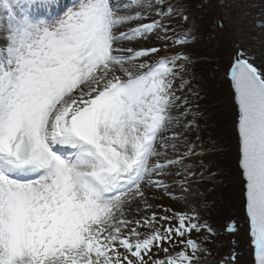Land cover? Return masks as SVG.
<instances>
[{"label": "snow or ice", "instance_id": "snow-or-ice-1", "mask_svg": "<svg viewBox=\"0 0 264 264\" xmlns=\"http://www.w3.org/2000/svg\"><path fill=\"white\" fill-rule=\"evenodd\" d=\"M176 11L165 0H77L63 11L59 0H0V264H202L211 255L207 207L176 211L149 196L188 203L170 189L186 193L195 148L168 159L179 138L164 133L202 119L183 94L200 99L203 90L185 52L197 20L179 12L172 56L117 47L167 42L176 31L163 20ZM224 75L250 246L264 264V68L237 48ZM219 264L238 259L233 252Z\"/></svg>", "mask_w": 264, "mask_h": 264}, {"label": "rangeland", "instance_id": "rangeland-1", "mask_svg": "<svg viewBox=\"0 0 264 264\" xmlns=\"http://www.w3.org/2000/svg\"><path fill=\"white\" fill-rule=\"evenodd\" d=\"M76 2L68 1L66 6H62V11ZM169 2L176 6L177 11L163 20L164 24H172L175 28L181 23L179 12L186 8L189 9L187 14L196 18L200 29L198 34L193 33L196 38L185 52L193 58L195 73L203 75V90L200 99L189 95L186 90L183 94L193 102L194 113L197 107L202 110L199 126L191 121V128L187 122L185 127L190 133V142L197 150L196 154L202 157L194 162L197 170L204 173L196 181L209 179L206 183L197 182L196 189L185 184L186 193L182 194L190 193L193 202L175 210L195 207L196 201L208 208L203 216L213 226L216 235L211 238L214 243L206 245L211 249V255L202 257V264H219L233 252L238 264H254L242 181L237 167V109L229 79L224 73L237 48L246 51L255 66L264 68V25L257 26L258 22L264 23V0H165V3ZM175 31L176 36L169 32L167 42L161 38L153 46L161 49L160 56H172L181 47L173 43L180 35L179 28H175ZM153 61L149 58L140 62ZM213 69L215 72H212ZM176 83H179V78ZM192 84L194 87L200 86L196 79L192 80ZM180 94L178 91L177 95ZM187 119L191 120L190 117ZM192 237L196 238L197 234L193 232Z\"/></svg>", "mask_w": 264, "mask_h": 264}, {"label": "bare ground", "instance_id": "bare-ground-1", "mask_svg": "<svg viewBox=\"0 0 264 264\" xmlns=\"http://www.w3.org/2000/svg\"><path fill=\"white\" fill-rule=\"evenodd\" d=\"M68 1H72V0H59L60 5H62L65 2ZM160 17H156V19H159ZM149 22L147 19L143 20V21H137V23H147ZM134 24H129L126 25L125 28L120 29L121 31L126 30V28L128 27H134ZM158 40L160 39H156L155 37H153L150 41L148 42H134V41H123L120 45H117V47H122V48H140V47H153L155 44H157ZM157 60L159 59L158 56H152L150 57V60ZM149 60V59H148ZM137 63H140V61H137ZM184 132V133H183ZM164 135L168 138H170L169 142H173L172 138H179V147L176 153H173L171 151H168L166 153L167 158L168 159H176L177 155L180 154L182 155L188 147H194L193 144L190 142V133L188 132V129L185 127V123L184 126L181 127L180 125H171L169 126L168 130L164 133ZM185 140H187L188 144L185 145ZM195 148V147H194ZM160 151L162 152V154L165 152L164 149H160ZM179 152V153H178ZM178 153V154H177ZM197 150L195 149L194 154H191L190 156H188L185 159V164L187 165V167L191 170L192 173H195V175H189L188 176V184L193 188L196 189L198 187L197 182H209V179H204L202 181H196L198 178H201L204 176V173H202V171H198L196 166L194 165L195 161H199L202 159L201 155L196 154ZM160 162H163V160H161ZM181 171H183L181 169ZM155 178V177H154ZM173 179H175L178 183L182 180V177H176V178H172V177H164L165 182H171ZM195 180V181H193ZM170 191L174 194L175 192H177L178 194H174L175 196H183L184 194H182L181 190L179 187L177 188H173L170 189ZM155 196L156 197V201L154 202H162L164 203L166 206L167 205H172L174 208H184L185 206H189L191 205V203L193 202V197L190 196V193H187L185 195H187V199H188V203L187 204H173L172 200L168 199L167 197V193H162V192H158L155 189L152 190L151 193H149V196ZM161 197H163V199H161ZM135 209V205H133V210Z\"/></svg>", "mask_w": 264, "mask_h": 264}, {"label": "water", "instance_id": "water-1", "mask_svg": "<svg viewBox=\"0 0 264 264\" xmlns=\"http://www.w3.org/2000/svg\"><path fill=\"white\" fill-rule=\"evenodd\" d=\"M258 25H259V26H261L262 24H261V23H259Z\"/></svg>", "mask_w": 264, "mask_h": 264}]
</instances>
